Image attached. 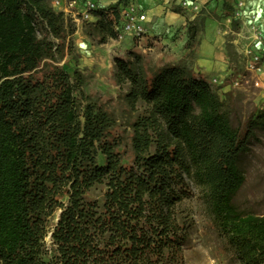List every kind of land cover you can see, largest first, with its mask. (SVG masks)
<instances>
[{"label":"trees","instance_id":"1","mask_svg":"<svg viewBox=\"0 0 264 264\" xmlns=\"http://www.w3.org/2000/svg\"><path fill=\"white\" fill-rule=\"evenodd\" d=\"M52 1L0 0V264L180 263L188 228L178 205L190 192L187 179L241 264H264V213L236 201L264 107L237 124L228 98L188 65L146 68L141 57L118 58L128 100L146 106L134 124L135 162L126 166L113 115L86 98L80 71L58 64L75 25ZM128 1L99 6L85 20L86 34L116 38ZM222 9L232 17L233 0ZM200 30L188 21L189 50ZM226 49L234 61V45ZM99 184L102 205L86 197ZM48 235L56 249L45 259Z\"/></svg>","mask_w":264,"mask_h":264},{"label":"rangeland","instance_id":"2","mask_svg":"<svg viewBox=\"0 0 264 264\" xmlns=\"http://www.w3.org/2000/svg\"><path fill=\"white\" fill-rule=\"evenodd\" d=\"M106 1L108 3L105 6H99L106 7L117 0ZM222 2L223 0H207L201 4V9L195 17L189 19L190 12L164 0L168 10L188 18L186 25L191 20H195L200 25L199 44L194 50L187 48L188 33L186 35L180 33L179 29L173 32L161 31L158 35L143 40L119 41L116 38H109L102 41L100 38H91L86 34L85 20H73L75 25L72 35L73 46L66 49L58 64L71 74L76 70L80 71L85 77L83 89L86 98L113 115L115 122L112 132L119 142L116 150L124 165L130 166L135 162L132 141L134 124L146 113V106L142 102L133 105L128 100L129 83L119 81L116 60L122 58L134 61L137 57H141L146 68L159 67L166 63H184L196 73L203 74L197 64V57L205 26L210 24L209 19L219 21L221 25H224L223 20H226L230 25L225 37V50L227 52L226 46L230 42L236 51L234 61L229 60L231 72L224 78L216 77L218 82H213V77H206L218 89L220 95L230 101L234 122L244 125L252 111L264 107V76L255 77L245 71L241 49L233 42L242 21L236 18L235 13L232 17L225 16ZM236 5L237 0H233L234 11ZM232 19L239 23L236 31L232 28ZM244 74L246 78H242ZM236 79H242L238 86L234 85ZM257 79L260 80L259 85L256 84ZM99 160L102 161L103 157L100 156ZM245 161L246 182L237 196V204L243 209L264 213V130H259L257 136L250 142ZM187 182L190 192L180 202L178 210L188 228V236L182 246L183 260L175 264H207L211 258H215L221 264H241L235 248L217 229L212 213L199 190L190 179H187ZM105 190V185H95L87 192L86 197L102 205ZM59 213L58 210L51 218V227L56 224ZM45 247L47 251L45 259H50L56 249L50 235L46 237Z\"/></svg>","mask_w":264,"mask_h":264},{"label":"built area","instance_id":"3","mask_svg":"<svg viewBox=\"0 0 264 264\" xmlns=\"http://www.w3.org/2000/svg\"><path fill=\"white\" fill-rule=\"evenodd\" d=\"M175 6H180L193 11H200L198 3L191 0H168ZM52 4L57 11H62L66 16L73 20H94L95 11L99 4L97 0H53ZM236 18L246 21L248 31L251 34L252 42L243 51L245 61V71L255 77L264 76V29L259 24L258 12L247 6L246 0H237ZM148 16L144 9L135 0H129L128 3L121 6V19L115 26L117 31L116 39L119 41L143 40L148 36ZM254 45V46H253ZM246 78V75H242ZM242 79H236L234 85H240ZM213 82H218L217 78ZM260 84V80H256ZM207 264H221L215 258H211Z\"/></svg>","mask_w":264,"mask_h":264},{"label":"crops","instance_id":"4","mask_svg":"<svg viewBox=\"0 0 264 264\" xmlns=\"http://www.w3.org/2000/svg\"><path fill=\"white\" fill-rule=\"evenodd\" d=\"M148 16V36L158 35L165 30L176 31L179 29L183 34H187V17L179 13H175L167 9L164 0H135ZM168 1V0H166ZM192 2L201 4L207 0H191ZM99 5L105 6L108 1L97 0ZM247 6L250 9H255L258 12L259 24L264 29V0H246ZM172 4V2H171ZM185 9V8H184ZM189 13V19H193L199 12L191 9H185ZM209 25L205 26V32L199 45L197 64L201 67L200 72L205 76L213 78L227 76L231 69L229 68V58L225 50L226 34L230 29V25L226 20L223 24L219 21L208 20ZM169 31V32H170ZM148 37V38H149ZM168 37H170L168 35ZM233 42L243 51L252 42V37L248 31V24L242 21L241 28L234 38ZM254 46V45H253Z\"/></svg>","mask_w":264,"mask_h":264}]
</instances>
